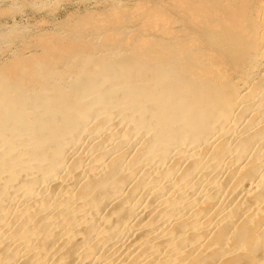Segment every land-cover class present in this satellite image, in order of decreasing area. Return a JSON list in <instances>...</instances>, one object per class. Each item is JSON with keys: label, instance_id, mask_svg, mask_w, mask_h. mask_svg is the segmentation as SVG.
I'll list each match as a JSON object with an SVG mask.
<instances>
[{"label": "bare ground", "instance_id": "bare-ground-1", "mask_svg": "<svg viewBox=\"0 0 264 264\" xmlns=\"http://www.w3.org/2000/svg\"><path fill=\"white\" fill-rule=\"evenodd\" d=\"M29 2L0 24V264H264V0Z\"/></svg>", "mask_w": 264, "mask_h": 264}, {"label": "rangeland", "instance_id": "rangeland-1", "mask_svg": "<svg viewBox=\"0 0 264 264\" xmlns=\"http://www.w3.org/2000/svg\"><path fill=\"white\" fill-rule=\"evenodd\" d=\"M27 2L29 1L19 0L18 5L20 6L17 5L15 6V8H13L12 3L10 1L9 2L8 0L0 1V4H1L0 5V24L8 23V21H10L11 15L12 14L14 15L15 13H16L15 15L18 18H20L19 19L20 21L24 20L22 15H24L25 18H30L31 21L41 20L43 18L48 19L50 17L48 14H46L45 11H39V10L33 9L32 6L30 7V5H28ZM52 9L54 10V15L51 16L50 21L61 20L65 18L68 15V13L72 11L73 8L69 5L65 7L64 5H55L53 6ZM186 26H185V29L188 28L187 30L191 28L190 24H187Z\"/></svg>", "mask_w": 264, "mask_h": 264}]
</instances>
